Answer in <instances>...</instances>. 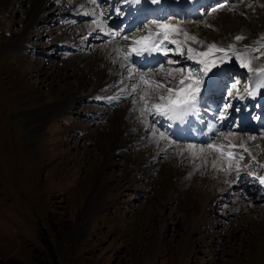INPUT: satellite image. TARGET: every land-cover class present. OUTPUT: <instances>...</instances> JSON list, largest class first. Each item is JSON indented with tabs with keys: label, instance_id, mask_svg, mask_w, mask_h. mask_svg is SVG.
Masks as SVG:
<instances>
[{
	"label": "rangeland",
	"instance_id": "rangeland-1",
	"mask_svg": "<svg viewBox=\"0 0 264 264\" xmlns=\"http://www.w3.org/2000/svg\"><path fill=\"white\" fill-rule=\"evenodd\" d=\"M258 1L252 2L264 4ZM41 2L0 0V264H264V191L258 185L264 178V140L246 136L244 126L240 134L246 140L233 138L237 129L222 128L210 137L219 151L196 150L181 162L175 153L161 155L157 163L149 157L160 147L135 146L153 128L144 126L139 99L124 112V103L110 108L109 99L85 97L38 128L33 114L42 100L49 109L72 94H92L97 82L96 74L87 75L72 56L61 55L66 40L90 36L85 24L73 21L78 0L73 6L72 0H49L44 15L35 8ZM71 9L77 12L61 24ZM222 12L209 11L198 21L217 22ZM89 40L96 45L86 60L101 65L102 40ZM188 47L179 42L173 53L182 58L169 54L177 63L165 61L151 73L173 86L180 74L173 73L172 80L167 73L187 69ZM257 49L252 55L264 65V42ZM243 70L229 75L237 74L247 87L253 78L238 74L253 72ZM136 119L142 123L136 125ZM242 198L253 205L244 206Z\"/></svg>",
	"mask_w": 264,
	"mask_h": 264
},
{
	"label": "bare ground",
	"instance_id": "bare-ground-1",
	"mask_svg": "<svg viewBox=\"0 0 264 264\" xmlns=\"http://www.w3.org/2000/svg\"><path fill=\"white\" fill-rule=\"evenodd\" d=\"M48 1L49 0H42L40 4H37L35 7L36 12H42V15H44L47 10ZM119 1H122L120 6L117 5ZM224 1L226 2V0H211V2L214 3V6H212V3H209V0H160L159 3L155 4L152 3V0H141L139 4L132 3V0H96L95 4L91 3V0H78L76 7L79 12L77 13L76 18L82 19V17H86V20L89 22L84 24L87 26L86 30L89 31V35L98 41L102 40L100 41L102 43L100 48L102 50V56L104 57V63L98 65L96 62H87L85 57L86 52L93 49L96 45L89 40L90 36L83 40L80 39L78 42L68 40L63 42L61 45V55H67L69 57L72 56L74 61L78 64V67H82L87 72V75L96 74L97 82L93 86L92 94L86 96H81L82 94L79 95V92L72 94L66 101H60L57 105H55V107L48 106L49 109H46L47 105L42 100L39 111L33 114V117H35L33 119H37L39 121L38 128L48 122L53 115H56L65 109H71L75 103L80 102L79 100L85 97H93V99L95 97V100L97 101L109 99L111 103H107L106 107L110 108L124 103L126 105L123 108L124 112L131 110L133 106L137 104L139 99L137 93L131 91V89L139 82L138 76L134 73L141 71L142 73L144 72L147 74V79H154L164 83L158 78V74L151 73V70L154 68V64L159 62V57H162V63L171 59L169 57V51L167 55H165L163 51H152L150 53L144 52L141 55H137L135 51L128 52V50L140 47L139 45L133 44L132 41L149 35V29H151L153 33L161 32L160 29L156 28V25L168 24L171 26V29H177V31H172L171 29L168 30L169 38L175 39L177 43L185 41V37L181 34V31H179L182 30L183 32H187L189 36H195L197 40L204 42V46L194 43L191 40L186 42L196 51L207 52V45L215 44L216 48L225 49L227 52L225 53L212 50L207 57L209 60H215V66L210 68L207 75L202 72L204 77L200 78L202 83L200 85V91L196 102V109L189 112V114L184 117L183 121H172L166 116L154 114H148L149 117L144 116L145 118L141 115L145 124L144 126L146 128L147 126L153 128L149 131L150 138L149 136L147 137L149 139H145L146 136H140L136 139V148L144 147V149L147 150L150 148L149 146H151V144L160 147V153H158V155L154 154L149 157V161H152V163H157L159 156L161 155L166 156L174 153L178 156L179 162H181V159L187 160L192 154V152L185 150L190 144L181 145L177 143L180 141L179 139H181L182 136H194V139L192 140L194 143L191 145H196V150H199L200 148L208 149L207 145L211 143V135L213 136V133H218L216 135L217 137L222 128L223 130L235 128L239 133H232L231 135L234 136L233 138L246 140L240 132L242 133L244 130L242 126L247 120H249V118H251L252 114L255 116V121H253L250 125L251 130L255 126V122L258 118L264 121V100H258L256 97L257 93L263 88L258 87L257 85L264 77L258 75L255 71V69L261 66L262 63H259L256 56L252 55L255 51H249L248 55L244 57L246 61L251 60V67L253 68V71H251L253 72V82L248 89L249 91L247 94L245 92V95L242 91H240V89L233 87V83H231L230 78V80H225L224 77L227 72H241L238 70L247 71L243 69H248L241 66L240 60L234 52L239 53L245 48L249 50L257 49V46L264 42V4L262 6L259 5L258 7L256 3L252 2L253 0H245L244 2L246 3H242L241 0H232L231 2L229 0L230 4H225ZM262 1L264 0H259L258 2L261 3ZM212 7H214L212 12L215 9L223 11L219 21L213 23L204 22L200 25L198 20L200 18L203 19L204 14L211 11ZM189 9L198 13L195 19H193V17H191L192 20L189 19V22L192 21V25L185 24V22H181L182 20L180 22L174 21L175 19L170 22L166 20L167 13L173 11H181L184 13ZM117 10H119L121 14H117ZM158 11L165 12L166 15L161 18ZM142 14L147 15L152 21L149 24L146 22L147 24L145 23L144 25L143 23H140L139 17ZM129 17H132V19L125 21ZM40 19H44V16ZM132 22L137 23L134 26H130ZM138 26H141V29H138ZM113 31L117 33V35L114 36L111 41L109 38H111ZM135 31L137 33H134ZM211 31H214L215 33ZM125 35L129 37L128 40L122 39ZM236 36H242L244 39L237 41L235 39ZM107 39H109V41H107ZM75 41L77 40L75 39ZM177 43H169L168 40H165L161 47L169 49L170 47L168 46L170 44L173 47L177 45ZM118 48L124 49L128 54L129 58L127 61H125L122 58L121 53L117 51ZM199 66L202 70L203 65L199 64ZM130 69L133 71L130 72ZM146 69L149 70L147 71L148 73L145 71ZM109 75L113 76V79L110 82ZM130 76L131 78H129ZM229 87L230 89H228ZM102 88L108 89V95L97 96V92ZM109 90L112 91L109 92ZM217 90H219L220 93L228 92L230 102L229 106L223 105L220 102L221 100H219L218 104L217 102H213V104H209L207 102V97L211 94V91L216 92ZM123 93L127 94L125 97L126 101L120 100L121 94ZM250 93H254V95ZM235 97L237 98L236 101H232ZM233 103L236 105V110H238L237 112L235 111L236 113L233 111ZM248 104H251L252 106L257 104L258 109H247ZM119 114L123 115V112L120 111L118 112V115ZM128 115L131 116L132 114ZM233 115H239V117H241V124L239 126L232 127L231 116ZM145 120H147V123H145ZM141 121L142 120L136 119L134 123L138 125ZM34 128H37V126ZM153 132L156 134L153 135ZM160 133H163L167 139H161ZM141 134L143 133L141 132ZM262 140H264V138ZM181 141L183 140L181 139ZM202 142L204 143L203 145H201ZM106 143L108 144V142ZM123 145L125 146V144ZM104 146L106 145L104 144ZM111 147L112 149H115L118 148V145L113 143ZM106 159L108 160L109 158ZM216 161L217 165L222 164L221 160L216 159ZM107 163L108 162H105V166H107ZM225 174L227 173L225 172ZM225 174L223 175L222 173H217L216 177L219 178L218 175L224 177ZM238 176H241V174ZM258 179L259 178H257V180ZM260 183H258V185H260V188L263 187L262 190L264 191V183ZM105 189L106 188L103 190ZM104 192H108V190L103 191V193ZM241 200L243 201L244 206L253 205L251 200L243 198ZM246 200L249 202H245ZM100 201H103V196H101ZM85 217L86 215L81 218L80 225L78 227L79 229L84 227L83 220Z\"/></svg>",
	"mask_w": 264,
	"mask_h": 264
},
{
	"label": "snow or ice",
	"instance_id": "snow-or-ice-1",
	"mask_svg": "<svg viewBox=\"0 0 264 264\" xmlns=\"http://www.w3.org/2000/svg\"><path fill=\"white\" fill-rule=\"evenodd\" d=\"M141 0H132V3L139 4ZM160 0H152V3H159ZM91 3L95 4L96 0H91ZM117 14H121L119 10H117ZM157 29H160L161 32L153 33L151 29H149V35L141 37L140 39H134L132 41L133 44L139 45L140 47L129 49L128 52L135 51L137 55H141L144 52H152V51H163L165 55H167L169 49L166 47L162 48L161 46L164 44L165 40H168L169 43H177L175 39L169 38L168 30L171 29V26L168 24H157ZM172 31H177V29H171ZM181 34L185 37L184 43L188 40H191L194 43L200 44L204 46L203 41L197 40L195 36H189L187 32H183ZM123 40H128L129 37L127 35L122 37ZM235 39L237 41L244 39L242 36H236ZM207 52L196 51L192 47H188V59L195 60L197 63L203 65L202 72L207 75L210 68L215 66V60H209L207 57L211 53L212 50L219 52H227L225 49L216 48L215 44L207 45ZM258 49H242L239 53H235L237 58L240 60L241 66L248 68L249 71H253L251 67V60H245L244 57L248 55L249 51H257ZM118 52L121 53L122 58L127 61L128 54L124 49H117ZM181 54H183L182 49L180 50ZM167 63H177L175 61L169 60ZM133 71L130 69V72ZM258 75L264 77V65L259 66L255 69ZM173 73H179L180 79L173 85L168 86L167 84L161 83L154 79H147L146 73L136 72L134 73L138 76L139 82L131 89L132 92L137 93L139 96V101H143V106L141 108V115L146 114H154L159 116H166L169 120L172 121H183L184 117L189 114V112L194 111L196 109V102L200 91V85L202 80L198 78L197 74H194L192 70L185 68H175L170 69L167 73V78H171L175 80L176 77ZM131 78V76L129 77ZM145 86V87H142ZM258 87H264V78L261 79L260 83L257 85ZM235 87V85H233ZM253 94L254 93H250ZM138 101V102H139ZM147 123V120H145ZM156 133L153 132V135ZM161 139H167V137L160 133ZM251 139H255V137H251ZM197 146L196 145H188L185 149L189 152H195ZM208 149H213L215 151H219L220 148L215 144H208ZM205 148H200L199 152H205ZM244 151H247L245 148ZM250 155V153H249ZM215 167V163H213ZM261 183H264V179L261 180Z\"/></svg>",
	"mask_w": 264,
	"mask_h": 264
}]
</instances>
